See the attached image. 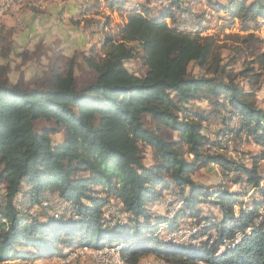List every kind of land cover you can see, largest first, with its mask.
<instances>
[{
    "label": "trees",
    "instance_id": "1",
    "mask_svg": "<svg viewBox=\"0 0 264 264\" xmlns=\"http://www.w3.org/2000/svg\"><path fill=\"white\" fill-rule=\"evenodd\" d=\"M224 1L228 3L218 9L230 18L220 20L228 22V28L237 27L240 32L234 38L253 57L256 46L263 44L254 31L264 25V0ZM122 4L108 1L107 9L125 12ZM176 10L183 14L163 9L150 18L148 9L127 11L117 33L105 37L104 55L82 57L89 71L85 79L75 74L76 61L67 59L47 72L39 86L23 88L20 81L11 85L2 77L0 66L1 263L63 255L58 246L100 249L103 242L115 241L127 264H138L147 256L170 264H264V213H260L264 212L260 165L264 150L251 155L247 165L232 159L222 141L204 134V124L213 118L223 128L219 139L229 138L236 145L252 142L264 149V111L253 92L236 80L246 78L252 86L260 76L253 65L264 67V54L233 75L222 62L214 35L201 37L187 30L201 28L207 15L202 11L189 16L179 6ZM167 16L170 20H163ZM7 42L0 34V45ZM134 59L145 68L142 76L125 67ZM192 65L204 74L190 75ZM194 101L207 102V109L191 108ZM40 123L44 127L39 129ZM58 133L62 141L54 145L51 136ZM167 133H177L179 140L169 139ZM140 145L150 149L151 166L143 164ZM210 165L221 168L222 184L212 193L192 179ZM225 185H245V192H231ZM170 188H174L172 202L178 215L172 221L158 219L157 224L173 230L178 217H193L196 205L212 198L208 201L219 209L220 218L214 215L198 222L203 226L192 239L211 231L215 237L209 235L196 247L152 237L154 218L148 205ZM249 192L250 198L259 195V201H241ZM46 193L70 203L64 212H71V217L46 215V221L40 222L18 208L20 198L28 205H40ZM110 199L120 203V212L131 218L130 225L111 226L103 217L101 206Z\"/></svg>",
    "mask_w": 264,
    "mask_h": 264
},
{
    "label": "rangeland",
    "instance_id": "2",
    "mask_svg": "<svg viewBox=\"0 0 264 264\" xmlns=\"http://www.w3.org/2000/svg\"><path fill=\"white\" fill-rule=\"evenodd\" d=\"M108 1L114 0H0V27L3 28V31L0 29V34L3 39H7V41L10 43L9 44L7 42L9 45H0V66L2 68V73L4 74L2 77H7L11 85L20 81L23 88H32L34 86L40 85L39 82L41 81L39 80L42 79L47 72L67 63L62 60L71 58V60L76 61L75 74L79 76L80 79H85L87 76H89V71L82 63V56L93 55L102 57L105 53V37L110 34L117 33L119 28L124 23L127 11L129 12L131 10H136L135 12H141L142 9H148L150 11L148 14L150 18L156 17L157 14H161L163 9H169L170 14L173 13L174 15H182L183 13H180V11L176 10V7L178 6L187 9L186 13L189 16L199 15L202 13V11L204 12L205 16V14L207 15V13L212 12L215 16H211L212 18L209 19L208 22L209 24L211 22L212 25L208 24V28H212V31L214 30V37L218 45L221 46V48L218 49V52L221 55L222 62L229 65L228 69L233 75L239 73L244 68V66H251L249 61H253L256 55L261 53L264 54L263 40V44L260 43L258 46H256L255 55L253 57L247 56V53L250 51L245 50V46L240 45L239 41L234 38L236 37V33H238L237 27L234 28L231 25V27L228 28V26L225 25V23L228 22L220 20L230 18L228 17L227 13L218 9L219 4L224 3L226 5L228 1L116 0L123 2L122 9L125 12H111L109 9H107ZM57 4L60 6V8L57 7ZM52 5H56L57 9H60V12L56 10L58 13L57 20L55 19L52 21L51 19L50 22L49 17H51V13H53L51 8ZM49 8H51V12H47V9ZM87 8H89V12L86 17L83 18V11ZM217 12L222 13L223 16H219L222 18L218 17ZM43 16L44 18L48 16V20L43 23L41 28L39 27L35 30V32H31L30 27H36L35 24L39 23L41 17ZM179 16L178 20L184 24L185 22L181 21L182 17L180 18ZM166 18H169V16L164 17L163 20ZM6 19L10 20L12 23V26L14 27L12 31L4 30L5 26H3L2 23ZM204 21L207 22L206 19ZM165 22L169 23L168 20H165ZM197 22H200V19H198ZM186 23H189V20ZM52 24L53 28H49V26ZM188 29L192 28L187 27V30ZM260 29L264 30V25H262ZM47 32L50 33V35H48ZM24 35H28V38H24ZM64 35H66L67 38H65ZM256 36L257 38H260V36ZM93 50H97V52ZM60 53L62 55H66L67 57L63 56L61 57L62 59L58 58ZM125 67L129 72L137 76H142L145 71V68L138 59L126 62ZM253 67L256 73H260V76L255 77V79L252 80V86L249 84L246 78L238 76L236 80L240 87H242L245 91L253 92L257 106L264 111V67L258 66V64L253 65ZM188 73L193 76H199L203 75L204 71L192 65L189 67ZM190 106L191 108L207 109L208 103L205 101H194L192 104H190ZM43 127L44 125L41 123L38 125L39 129ZM204 127L206 128L204 134H206L212 140H219L218 131L223 128L218 121H215L213 118H211L208 123L204 124ZM167 134H169V139L174 141L179 140L177 133ZM51 139L54 145L59 144L62 141V135L61 133L54 134L51 136ZM231 142L232 148L235 147L237 152L232 151L228 153V155L235 161L241 160L247 165H249V158L251 155H257L261 150H264L258 146H253L252 142L241 141L237 145L236 141L235 143L234 141ZM140 151L143 157V164L145 166H151L152 157L150 149L144 145H140ZM260 165H262L264 173V159H262ZM220 176L221 168L219 165H210L207 168L195 173L192 176V179L205 191L212 193L216 191L220 184H222ZM23 189L26 191V185H23ZM93 189H95V191L100 190L99 188ZM173 189L174 188H170V190L162 191L160 197L148 205V210L154 218V222H151V227L153 229L151 231L154 232L152 237H158L161 241L175 243L177 245H183L186 247L198 246L200 242H205L209 235L215 237L216 232L211 231L209 234L200 236L198 239H192L193 233L195 234L194 230L197 232L199 228L203 226L202 223L198 224V222H205L203 219L214 215L216 220H219L220 218V214L218 212L219 209L215 206H212L208 201L212 200V198L205 199L204 197H201L204 198V203H199L196 205V209H198L197 214H191L193 217H190L189 214H187V216L182 215L178 217L173 230H167L166 225L164 224H157L156 220L158 219L172 221L178 215V208L176 206L177 204H173L172 202L174 199ZM224 189L230 190L231 192H241L243 194L245 192V185H225ZM2 193L3 190L0 186V194ZM251 195L252 192H249L248 195L241 199V201L244 203L249 200L259 201V195H254L250 198L249 196ZM96 196L100 199H106V195L104 194H98ZM20 199L21 201L18 203V208L22 209L23 213L30 215L40 222L46 221V215L53 217L54 219L60 217L68 219L72 215L71 212H64V208L69 207L70 203L62 201L56 195H52L51 193L45 194V199L42 200L40 205L31 206L28 205L29 203L26 201H23L22 198ZM45 204L46 206H44ZM238 208L239 205H235L234 209L237 210ZM120 209L121 206L119 202L115 201L114 199H110L109 204L101 206L103 217L109 222L111 226L115 224V222L117 225L121 226L130 225L129 221L131 218L129 219L128 215L121 213ZM260 213L264 212L260 211ZM190 233L191 235H188ZM237 235H239V239L241 235ZM110 244H112L111 247H115L114 244L117 243L115 241L113 243L103 242L102 246L108 247ZM225 244L228 245L229 240L226 241ZM57 249H59L58 252L63 253V255H53L51 257L37 260H31L30 258L12 259L3 263L0 262V264H64V262L61 261L78 252L82 254H76L77 257H71V264H95L94 259L91 258L89 254H84L83 251L95 252L103 250L101 248L100 250L78 245H74L73 248L58 246ZM223 249L224 247H221L219 252ZM120 256L121 255L119 254L118 257ZM121 262L124 263L122 260ZM158 262L170 264L164 259L155 258L153 256L144 257L138 264H155Z\"/></svg>",
    "mask_w": 264,
    "mask_h": 264
},
{
    "label": "bare ground",
    "instance_id": "3",
    "mask_svg": "<svg viewBox=\"0 0 264 264\" xmlns=\"http://www.w3.org/2000/svg\"><path fill=\"white\" fill-rule=\"evenodd\" d=\"M88 12H89V8H87V9H85L84 11H83V18H85L86 17V15L88 14ZM211 16H215L212 12L211 13H207V17H206V20L207 21H209V19L210 18H212ZM212 21V20H211ZM208 24L209 23H207V22H203L202 24H201V28H192V29H188L189 31L191 30V31H193V32H197L199 35H200V33H206V32H208V31H212V28H208ZM210 25V24H209ZM259 30H261V35H260V39L263 41L264 40V30L263 29H259ZM212 35H214V34H212ZM256 35H258V34H256ZM201 37H205V36H201ZM258 37H259V35H258ZM220 141H222V143L223 142H225L226 143V145H231L232 144V142H231V140H229V138H228V140L227 141H225V139H219ZM253 146H255V144H253ZM230 152H232V151H229V153ZM234 153V152H233ZM194 231H196V230H194ZM193 231V232H194ZM188 235H191V233L190 234H188ZM116 247V248H115ZM115 247H111V246H108V247H102L101 249H103V250H101V251H107V252H112L111 253V263H108V264H124V263H122L121 262V260H120V257H118V255H119V251L121 250V246H115ZM114 248V249H113ZM72 258L71 257H69V258H65L63 261H61V262H64V264H71V260ZM94 259V262H95V264H100V261L98 260V259H96V258H93ZM62 260V259H61ZM162 262V261H161ZM155 264H164V263H155ZM197 264H204V262H202V261H198L197 262Z\"/></svg>",
    "mask_w": 264,
    "mask_h": 264
},
{
    "label": "built area",
    "instance_id": "4",
    "mask_svg": "<svg viewBox=\"0 0 264 264\" xmlns=\"http://www.w3.org/2000/svg\"><path fill=\"white\" fill-rule=\"evenodd\" d=\"M184 17H186V16H184ZM201 19L202 18H200V20ZM233 27H234V25H233ZM237 31L240 32L238 29H237ZM212 34H214V30L213 31H208L206 33H200V36L212 37ZM254 34H258L260 36L261 35V31L260 30H256V31H254ZM222 148H223L224 151H227V153H229V151H233L232 146L231 145H226L225 142L222 143ZM44 206H46V204ZM83 252H84V254H89L91 256V258L98 259L100 261V264L111 263V253L112 252H107V251H95V252L83 251ZM76 254H80L81 255L82 253L78 252ZM76 254L72 255L71 257H77Z\"/></svg>",
    "mask_w": 264,
    "mask_h": 264
},
{
    "label": "crops",
    "instance_id": "5",
    "mask_svg": "<svg viewBox=\"0 0 264 264\" xmlns=\"http://www.w3.org/2000/svg\"><path fill=\"white\" fill-rule=\"evenodd\" d=\"M57 7L58 8H60V6L57 4ZM57 7H56V5H52L51 6V8H52V10H53V13H51V17H49V21L51 22V19H52V21H54L55 19L57 20V16H58V13H57V11L58 12H60L59 10L60 9H57ZM51 8H49V9H47V12L48 11H50V9ZM57 10V11H56ZM51 12V11H50ZM48 16H46L45 18H44V16L43 17H41V20H40V22L39 23H36L35 25H36V27H34V26H32V27H30V31L31 32H35V30L36 29H38L39 27L41 28V26L43 25V23H45V21H47L48 20V18H47ZM11 22H10V20H8V19H6V20H4L3 21V26H5L4 27V30H10V31H12L13 29H14V27L12 26V23L10 24ZM54 24V23H53ZM53 24L52 25H50L49 26V28H53ZM60 24V23H59ZM65 24V23H64ZM55 26V25H54ZM48 33V32H47ZM44 34H46V33H44ZM48 35H50V33H48ZM65 36V38H67V36L66 35H64ZM24 38H28V35L26 36V35H24L23 36ZM92 51V50H91ZM93 51H95V50H93ZM95 52H97V50L95 51ZM92 53V52H91ZM60 56L58 57V58H61V57H63V56H66V55H62L61 53L59 54ZM84 56V55H83ZM82 56V57H83ZM86 56V55H85ZM67 57V56H66ZM68 60H71V58H68ZM81 60H82V58H81ZM83 63V62H82ZM256 146V145H255Z\"/></svg>",
    "mask_w": 264,
    "mask_h": 264
}]
</instances>
